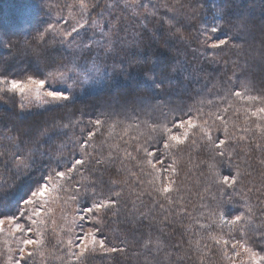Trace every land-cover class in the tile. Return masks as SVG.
Instances as JSON below:
<instances>
[{"label": "trees", "instance_id": "16d2710c", "mask_svg": "<svg viewBox=\"0 0 264 264\" xmlns=\"http://www.w3.org/2000/svg\"><path fill=\"white\" fill-rule=\"evenodd\" d=\"M145 1L149 8L142 15L149 13L153 17L151 27L155 38L141 53L143 61L147 59L146 71L129 72L119 81L97 86L63 106L40 109L29 115L19 113L17 98L0 96L4 100L0 103V137H15L28 150L33 148L39 167L31 174L25 173L19 182L8 179L13 175L8 170L0 171L3 184L0 213L15 215V224L32 228V232H18L20 239L26 236L37 239L36 232L43 233L44 244L36 250L43 255H35L29 264L33 261L34 264H76L68 256L67 237L58 229L60 226L43 211L40 216H34L31 206L22 201L27 198L28 187L42 175L53 170L67 171L75 159L83 158L87 152L88 162L72 173V181L60 182L67 191L57 189L49 194L50 198L65 203L67 223L71 224L77 216L70 210L71 206L79 209L94 200H116L113 193H121L115 207L82 214L86 219L81 225L84 231L89 227L99 228L98 238L124 247L125 252L105 254L98 249L87 264H264L261 259L264 257V164L261 163L264 120L251 115L264 104L246 99L248 95L264 97V0ZM83 5L81 0H0V79H25L29 75L47 79L49 73H54L65 63L62 47L63 51L50 49L60 45L56 39H50L53 35L47 28L58 20L55 12L69 14L65 9L72 10L74 6V12L83 13L79 23L86 28L107 10L104 0H83ZM133 8L138 10L135 4ZM205 13L223 15L221 30L209 32L208 36L217 40L222 34V38L229 39V46L214 52L204 49V61L197 51L188 48L191 44L202 48L204 44L202 30L209 26L202 21ZM241 24L246 25L244 30H238ZM39 33L45 34L43 41L37 39ZM232 44L242 47L235 48ZM131 58L134 62L137 59ZM147 78H155L156 84ZM236 91L243 96L236 97ZM165 115L168 127L176 135L183 136L186 129L175 128L173 123L186 120L189 115L203 130L187 129L188 139L179 150L166 149L163 141L167 134L159 127L151 130L152 125L165 122ZM216 116L223 119L217 120ZM97 119L103 121L100 126L94 123ZM257 124L261 127L257 128ZM90 132L94 133L91 139ZM206 133L217 143L226 140L224 157L216 155L218 150L210 146ZM45 144L50 146L48 150ZM137 145L141 146L140 151ZM145 147L164 161L163 167L156 165L159 173L146 164L142 150ZM228 152L232 153L231 173L235 174L236 164L244 173L246 200L241 199L239 187L233 189L215 182L214 171L219 170L221 176L229 174ZM97 159L103 162L97 164ZM152 159L155 163L156 157ZM173 161L179 173L177 177L171 169L163 171ZM6 164L0 161V169ZM4 171L8 174H3ZM167 178H175L180 185L179 194L173 193L174 201L182 197L179 203L169 204L155 191ZM53 180L59 179L53 177ZM26 182L31 184L23 190L21 185ZM249 188L251 192L247 191ZM73 196L77 199L73 200ZM249 207L251 213L247 212ZM221 211L227 219L243 212L252 217V222H241L243 232L233 230L221 224ZM93 216L100 222L95 223ZM33 219H42L44 223L34 225ZM211 236L222 239L217 244ZM224 240L229 243L224 244ZM242 244L256 253L255 262ZM21 246L17 243L7 252L11 264L19 259ZM6 249L7 245L0 240V254ZM32 250L34 246L30 245L26 251ZM235 252L240 255H234ZM0 264H4L2 259Z\"/></svg>", "mask_w": 264, "mask_h": 264}, {"label": "rangeland", "instance_id": "374dc122", "mask_svg": "<svg viewBox=\"0 0 264 264\" xmlns=\"http://www.w3.org/2000/svg\"><path fill=\"white\" fill-rule=\"evenodd\" d=\"M104 1L106 4L105 8L107 10L99 19L94 18L93 21L89 22L86 28H83L82 24L79 23V20L82 19L83 13L74 12V6L72 7V10H70L69 7L65 9L66 11L71 12L69 14H64L61 11L55 12V18L58 20H54L53 23H49V25L52 26L51 28H49V25L47 27L49 33L53 35V38L50 37V39H52V41L56 39V41L60 43L58 47H50V49H53L54 51L55 49L59 50L61 47L64 49L63 51L61 48L59 51H63L62 53L65 57V63L56 68L53 74H58L57 70H63L69 71V74L73 77V79L78 76H83L84 73H88L90 77L88 82L83 87L73 86L72 80H68L66 82L67 87L70 89L66 92V94L70 97L69 100L55 103H45L46 100H50V98L44 95L46 91L50 90L47 87V84L53 82V78L50 76L45 79L46 85L44 89H41L39 97L36 96L35 92H32L29 94V98L22 99L19 94H12L7 91L0 93V96H5L6 99L9 96L17 98L19 103V113L29 115L39 111L40 109L63 106L71 102V100L76 98L78 95L84 94L97 86L100 87L104 84L108 85L109 83L119 81L121 77L127 75L129 72L137 74L146 71L148 66L144 63L147 59L145 58L143 61L141 53L144 49L149 47L153 41H155L153 35L154 31L152 32L151 27L153 17L149 13H147L148 16L150 15L149 17L142 15L148 11V2L145 0ZM134 4L137 6L138 10L133 8ZM214 15L216 14L212 13L211 15H208L205 13L202 17L204 25L211 26ZM221 22V20L218 21L219 26H221ZM29 28L30 26L26 29ZM73 29L76 31H73ZM100 29H103V31H100ZM69 33H71V35H68ZM219 39H224L222 38V34L217 36V40L209 39L208 45L213 42H218ZM208 45L204 43L201 45L202 48H195L193 47V44H191L188 49L191 52H194V50L197 51V55L203 59L206 55L204 49L213 50V52L216 51V49H212ZM131 57H137L136 61L134 62ZM151 58L153 57H150V59ZM203 60L205 61V59ZM148 80L153 81V84H156L155 78ZM57 86L59 87V83H57ZM7 87L8 85L6 83L0 84V88L2 89H7ZM117 90L113 89L114 92ZM3 101L4 100H0V103L2 104ZM77 139L78 142H80L79 137H77ZM45 146L47 150L50 148L47 144H45ZM31 150H33V148ZM28 151L29 150L26 146L24 147V145H21L16 141H12V138L7 135L6 137L2 135L0 137V161L7 164L6 166H3L0 171L8 170L9 173L13 174L8 179L19 182L23 177H25V173L21 168L20 171L22 174L17 177L15 165L18 160L23 159L24 155ZM32 152L35 158V150ZM77 155L81 157L80 154ZM39 159L40 155L38 154V161ZM34 169L37 171L39 170V167L37 166ZM3 174H8V172L4 171ZM3 178H7V176ZM60 182L61 181L59 180H52L50 183L60 184ZM5 183H7V181H5ZM27 184H31V182L23 183L21 185L23 186V190ZM47 199L49 202L44 205L43 213L51 219L56 226H60L58 229H60L63 235L67 237V241L69 238L74 239L75 236L80 235V227L74 228L72 233L67 231L71 224L67 223L68 217L65 203L58 198L47 197ZM80 209L81 208L78 209L74 205L70 207L72 212L77 213V225L83 224L82 221L79 220V215L89 214L81 212ZM0 217V219L5 220V223L2 226V231H0V240L7 245L6 252L0 254V259L4 261V264H11L13 262L12 259L11 261L9 260L11 255L7 252L12 246L19 243L21 239L18 235V231H16L15 221L13 220L12 223H9L7 215H1Z\"/></svg>", "mask_w": 264, "mask_h": 264}, {"label": "snow or ice", "instance_id": "6c2138e0", "mask_svg": "<svg viewBox=\"0 0 264 264\" xmlns=\"http://www.w3.org/2000/svg\"><path fill=\"white\" fill-rule=\"evenodd\" d=\"M179 0H177V3ZM81 5H83V0H81ZM223 19V15H214L213 16V21L211 23V26H205L202 30V34L205 35V41L204 43L208 45V41L210 37L208 36V33H217L219 32L220 26L218 21ZM52 26L49 25V28ZM238 30H244L246 28V25L241 24L237 26ZM47 31V30H45ZM73 31H76L73 29ZM100 31H103V29H100ZM44 33H39L37 39L39 41L44 40ZM68 35H71L69 33ZM210 46L212 49H218L223 46H229V39H219L218 42H213L211 43ZM232 47L235 48H240L242 47L241 45L238 44H232ZM58 74L54 75L53 73H49L48 75L53 78V82L48 83L47 87L50 89L44 93V95L50 100H46L45 103H55V102H60V101H67L70 99L69 95L66 94L70 89L67 87V81L72 80L73 86H80L83 87L88 80L90 79L88 73H84L83 76H78L75 79L69 74V71H63V70H57ZM6 83L8 85L7 89H2L0 88V93L7 91L12 94H19L22 99H27L29 98V94L32 92H35L36 96L39 97L41 89L45 88L46 85V80L45 79H36L33 76L29 75L25 79H10V80H3L0 79V84ZM57 83H59V87L57 86ZM158 87V85H157ZM236 97H242L243 94L240 91H236L234 93ZM247 100L249 101H256L259 100L261 101L262 104H264V97L260 96H253V95H248L246 97ZM225 112L227 109L224 110ZM189 112H191V109H189ZM202 114V111H201ZM251 115L254 117H257L258 119L264 120V106H259L257 107L254 111L251 112ZM215 119L217 120H222L223 118L221 116H216ZM164 123L162 124H154L151 126L152 131H156L157 128H161V130L167 134V139L163 141V146L164 148H177V150L180 149L181 145L185 144V141L188 139V131L187 129H195L197 127H201V125L196 123V120L189 115L188 119L184 120L181 119L178 123H173V127L175 128H180V129H186L183 133V136L176 135L172 132V128L168 127V117L167 115L164 116ZM97 126H100L103 121L100 119H97L94 122ZM208 121L205 120L204 124H207ZM114 127V125H113ZM131 127V125L129 126ZM257 128H260L261 126L259 124L256 125ZM203 130V128H202ZM225 133H227V129H224ZM124 134H128V129L126 128L124 130ZM94 133H89V139L92 138ZM207 135L208 142L210 146L214 149H217L218 151L216 152L217 156L224 157L225 156V149H226V140L220 139L219 142L217 143L211 135ZM13 141H15V137L12 138ZM134 139H137L134 137ZM149 139H153L152 137H149ZM243 139V137H241ZM222 146H225V148H222ZM259 146V145H257ZM141 150V146L137 145V151ZM143 152L145 153L146 156V164L151 167V169L154 172L159 173L160 169L157 168V164H160L162 167L164 165V161L160 159L156 152L154 151H149L148 148H143ZM111 155V154H109ZM128 156H131V153H127ZM90 154L85 152L83 158L75 159L71 165L67 168V171L64 170H53L51 172H48L44 175H42L39 179H37L32 185H30L27 189V198L23 199V204L27 206H31V211L34 216H40L41 212L44 209V205H46L49 201L47 197H49V194L51 192L57 191V189H63L67 191L66 188L62 184H57V183H50L53 180V177L58 178L60 181H72L73 176L72 173L78 171V168L83 167L89 159ZM228 163L230 167V171L228 175H220L219 170L214 171L213 175L215 177V182L223 184L229 188H237L239 187V194L241 195L242 200H246L247 193L244 190L243 187V176L244 173L240 170V165L236 164L234 165L235 167V174L231 173V168L233 167L231 163V156L232 153L228 152ZM153 157H156V162H153ZM135 159V157H132ZM97 164L102 163L103 161L97 159L95 161ZM262 164H264V160L261 161ZM175 161H173L172 165H169L168 167H164L163 171L168 172L169 169H171V172L173 173L174 177H177L179 175L178 170L174 166ZM36 165V160L34 158V154L31 150H29L23 157V159L18 160L16 162V172H17V177H19L21 173V168L24 170V173L31 174L32 170L35 168ZM213 169L215 168V165L210 166ZM144 169L142 168L141 171ZM159 178V177H157ZM113 183H117L116 181H113ZM149 183H153V181H150ZM0 187H3V184L0 183ZM207 190V189H206ZM79 191V189H77ZM155 191L160 193L164 197L165 200L168 201L169 204H172L174 202L179 203L182 197L179 199L175 200L173 199V193H176L177 195L180 192V185L177 183V180L175 178H167V182H162L161 186L159 188H156ZM248 192H251L252 189L249 188L247 190ZM257 192H261L260 188L256 189ZM113 195L117 198L116 200L107 198L101 201H93L90 205L83 206L80 211L83 213H100L102 209H111L115 207L117 204V200L120 198L121 193L120 192H114ZM264 195V193H262ZM93 196H95V192H93ZM39 198V199H37ZM139 198V195L137 196ZM73 200H76L77 197L73 196ZM213 199L215 197L213 196ZM264 203V202H262ZM19 204V202H18ZM163 207V205H161ZM19 211V209H18ZM50 211V209H49ZM252 209L249 207L247 208V212L251 213ZM21 215H24V213H20ZM0 215H4L3 213H0ZM86 217L84 215H79V220L83 221L85 220ZM7 220L9 223H12L13 220H15V215H8ZM92 220L95 223H99L100 220L97 216H93ZM219 220L221 224H227L231 229L241 231L243 232V226L241 224L242 221L246 223H251L252 222V217L245 215V213L241 212L240 214L233 215L231 219H227L225 214L221 211L219 212ZM5 220L0 219V231H2V226L4 225ZM42 224L44 221L41 219L39 221L33 219L32 224ZM80 227L81 234L75 236V238H69L67 241V246H68V256L70 259H74L76 261V264H87L88 258L92 255H94L97 250L99 249L105 254H111V253H124L125 248L124 247H117L115 245H110V242L106 240V238H98V233L101 231L99 228L95 227H89L87 231H84L82 225H77L76 223V218H74L71 221V226L67 229L69 233H72L74 231V228ZM201 227H207L206 225H202ZM16 231L18 232H32V228H27L25 229L23 225L16 223L15 224ZM36 236L38 237L37 239H32L29 237H25L19 241V244L22 245L19 248V259L15 260V264H29V261L37 254L43 255V253H38L36 250H38L43 244V233L37 231ZM211 239L214 240L217 244L220 243L222 237L218 239L216 236H211ZM78 241V242H77ZM123 243V242H122ZM148 243H151L149 241ZM198 243V242H197ZM224 244H228V240L223 241ZM34 246V250L32 251H26L28 249V246ZM147 245H145L146 247ZM244 251L248 252L252 258V260L255 262L256 261V253L248 246L246 245H240ZM237 247V244H232V248L235 249ZM78 249V251L76 250ZM234 255L239 256V252H235ZM225 256H227V253H225ZM11 257H9V260L11 261ZM261 259H264V257H261ZM34 264V261H33ZM258 264V262H256Z\"/></svg>", "mask_w": 264, "mask_h": 264}]
</instances>
